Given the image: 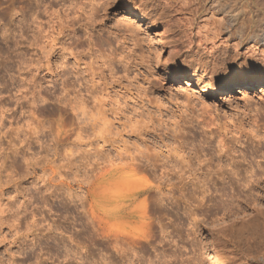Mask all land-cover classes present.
<instances>
[{"label":"rangeland","instance_id":"1","mask_svg":"<svg viewBox=\"0 0 264 264\" xmlns=\"http://www.w3.org/2000/svg\"><path fill=\"white\" fill-rule=\"evenodd\" d=\"M80 1L86 2L29 0L21 16L16 6L0 0V264H120L107 244L110 221L102 225L101 236L88 216L101 213L94 207L111 206L131 155L141 157L134 161L135 172L145 177L144 186L174 190L171 202L150 212L152 245L144 247L149 254L141 264L155 249L176 258L196 251L202 264H245L254 255L248 244L226 243L221 224L209 218L195 232L192 224L212 215L232 195L256 198L264 206V176L248 189L229 185V178L198 173L204 172L201 160L216 162L215 155L224 152L228 157L244 154L254 167L264 160V90H220L224 80L256 84L264 72V55L251 54L264 48V41L251 35L258 23L250 28L247 22L263 17L264 0H236L233 25L228 14L208 10L207 1L203 12L175 13L153 0H111L92 29L76 25L74 32L57 33L49 27L48 20L57 15L64 22ZM213 27L221 30L209 53L199 39L209 38ZM240 33L247 36L241 43ZM221 38L226 41L217 40ZM61 45L72 55L61 58ZM181 156L190 160L189 168L170 161ZM99 157L109 159L108 167L124 168L105 175L96 168ZM194 169L193 204H175L182 190L178 176ZM22 202L27 203L24 211ZM258 214L264 221V208ZM17 217H23L20 224ZM48 225L65 238L68 256L51 240L30 241L36 228ZM258 233L257 242H264L263 226ZM212 234L220 243L215 249L209 244L214 243Z\"/></svg>","mask_w":264,"mask_h":264},{"label":"bare ground","instance_id":"2","mask_svg":"<svg viewBox=\"0 0 264 264\" xmlns=\"http://www.w3.org/2000/svg\"><path fill=\"white\" fill-rule=\"evenodd\" d=\"M8 1L10 6L17 7L16 13L21 12L20 15L21 16L24 15L26 11V5L23 4H28L29 0H8ZM206 1L207 4H209L208 10L220 11L221 13L224 12L228 14V16L230 17V24L233 25L234 22L238 20L236 19L237 15L234 13V12H238L235 9L236 0H232V2L231 1L227 2L228 0H175V1L153 0V2H155L158 5L163 4L166 9H171L176 11L175 13L177 12L182 13L184 12V10H190L194 13L203 12L204 10H206L205 8ZM111 2H112L111 0H86V2L80 1L78 5L75 7V9L73 10L71 9L69 14H65L63 16L64 22L63 20L61 21V19L59 21V19H57L58 17H56L57 15L55 16V20H51V21L48 20L49 21L48 24H50L49 27L56 28L57 33H66L68 31L74 32L76 30V25L78 26V28L92 29L93 26H95L94 24L95 19L105 15L107 6ZM70 16L72 17L70 18ZM257 18L255 19L256 20L255 21L249 17L248 21L247 19L246 21L249 23L250 28L252 27V24L254 22L258 23L256 25L258 29L255 30L257 32L251 35H253V38H256L255 40H257V38L259 39L260 37L261 40L264 41V26H262V24H259V22L261 23V21H264V14L263 17L259 19ZM66 19L69 20L67 21ZM187 20L189 21V23L187 22L188 25L191 26L192 18ZM19 27L21 28L20 25ZM213 28L210 31L211 36L209 38L205 37L203 40L199 39L200 46H203L204 50H208L209 53L213 52L214 41L220 34V30H221V29L220 30L217 29V27L214 29ZM226 34L228 35L229 33ZM238 37L239 38L237 39H240V43H241L242 41H244V37L246 38L247 36L246 35L244 36V33H240ZM191 38L192 37L189 35L188 36L189 44L192 43ZM227 38L231 40V34H229L226 37V39ZM217 40H220L219 42L226 41L225 39L222 38ZM208 41H209V45L206 44ZM256 42L259 41L257 40ZM233 45H235V43H233ZM59 51H60L59 55L61 58H65L67 55H72L70 48L65 47L63 45L60 46ZM251 54H260L263 57L264 48L261 47V49H259L258 51L257 49L256 51L252 49ZM195 84H197V82ZM197 86H200V84ZM257 89H259V91L264 90V72H261L258 75V81L256 82V84L253 82H247V83L242 82L241 80H233V81L224 80L223 82H221V88H220L223 94H228L235 90L242 94H248L253 91H257ZM201 91H205V89L201 87ZM259 142L260 141H257L256 144H258ZM223 146L224 144H221L219 147H223ZM144 148H145L144 151L149 150L147 146H145ZM222 150L223 149H221V151ZM224 153L218 154L217 156L215 155L216 157L215 161L217 160L216 162H214V160L210 158L201 160L203 161V163L199 164V167L202 168L204 172L202 173L198 172V173L205 175L208 174L211 175V177L219 180H224L226 178H229L228 179L229 185H232L233 182H236L238 187L240 185L243 187H247L248 189L257 187L259 181L262 179V176H264V160L262 162L259 161L256 162L254 167V165L252 164H254L255 162L250 163V161H246L248 159H246L244 154L241 156L231 155L230 157H228ZM117 155L118 156L116 157H119L118 159L122 160L123 156L120 154ZM261 156L264 157V154H262ZM126 157L127 156H124V158ZM128 157L127 159L129 160L127 163V167H129V171L120 173L119 179L121 180L119 182L121 183L120 184L121 188L116 190L112 194L113 197L110 200L111 206L109 205L107 209H105L103 206H101L100 208L98 207L92 208L95 211L96 209H98L101 213L98 212L97 214H94V213H89L88 211L89 213L88 218L90 219V224L92 225V228L93 226H95L97 233L101 236H105V232L104 229L102 228V225L103 224L105 225L107 223V220L110 221L111 235L107 237L109 243L107 242L106 243L108 245L110 244V248L115 252V254L118 255L120 264H125L126 262L127 264H132V263L141 264L143 263L142 259L147 258V255L149 254L148 250L144 249V247L150 248V244H151L150 241L148 240L149 230L151 228L150 212L152 211V209L154 210L160 209L162 208V206H166L167 202H171V200L174 197L173 196L174 190L173 188L164 189L159 186H155V187L150 185L144 186L141 183V181H144L145 177L142 176L143 174L138 176L137 173L135 172V169L136 167H138V164H136L134 161H136L137 159H141V157L136 158L134 155ZM223 157H225L224 161H223ZM167 158L169 157L167 156ZM107 161H109V159ZM107 161H105V158L99 157V161L96 163L97 166L96 168H98V171H101L105 175L110 174V172L113 170L115 171L124 168L122 166L108 167L107 166L108 164H105L107 163ZM170 161L171 162L174 161V164H179L181 166L186 165L187 168H189V166L191 165L190 160H187L183 156H181V158L179 159H177L176 157L170 158ZM243 164H245L246 166L242 168ZM211 166H215L216 168L214 170H211L210 169ZM180 170L182 169H179V171ZM188 171H190L188 175L185 176L186 172H183L181 175L178 176V182L180 183L178 189H180L181 187L182 190L180 189V197L177 198L175 201L176 204L178 203L177 201L182 200V202L185 203L184 207H186V205L193 204L195 198L194 195L195 189H193L192 187L195 186L197 181L196 178L197 169H194L193 171L192 170H188ZM113 175L116 176L115 174ZM168 181L169 183L171 182L170 179H168ZM170 184L173 186L176 184V182H172ZM197 188L200 187L198 186ZM153 189H155L156 192ZM185 189L186 192H183V190ZM201 192L203 194L207 192V187H205ZM230 198H231L230 200L225 199L227 203L222 202L220 203V206L218 207L216 206L217 210L214 213H212V215H207V216L205 215L200 221H196V219H194L193 220L194 222L192 224L194 230H192V232H195L196 229L199 228L200 224L206 222L208 220L207 218H209L212 221H215L218 225L221 224L220 230L224 232L221 235V239H225L226 243L233 240V242L244 241L245 244H248L250 253L252 254L254 253V255L251 258L249 257L245 258V264H249V262H253V261L259 264H264V242L262 243L257 242V235L259 234L258 233L259 228L261 226L264 227V221L263 219H260V216L258 214V212H261V209L264 208L263 202L257 204L256 198H252L251 200H248L247 195L243 197L242 200H239L238 199L239 197L237 196L233 198V195L230 196ZM165 200L166 202L164 204ZM209 200H211V197ZM22 205H23L22 210L24 211L26 209L27 203L22 202ZM74 207L77 211L76 215H78L79 211L77 209L78 208L77 205L75 204ZM31 216L33 219L32 223L34 225L35 223L34 216L33 214H31ZM21 220H23V217H19V218L17 217V219L16 218L14 219V221H17L18 224L22 222ZM36 230L38 232H35ZM45 230L46 232H44ZM35 231H33L35 233L32 232V238L30 239V241L34 240L35 242H39L42 238L44 239L45 242L51 240L54 243V245L56 246L61 245L65 249L66 256L69 255L68 253L69 250H66L65 238L61 235L56 236L49 225L47 228L43 229L42 231L37 228L35 229ZM211 238L212 240L210 242H214V243H209L211 244V247L214 249L220 247V243L216 242L218 241V235L212 234ZM174 245L176 247L180 246L179 244L176 243H174ZM26 246L30 247L29 244H26ZM77 252H78L77 250L73 251L74 254H77ZM194 255H197L196 251H194L193 256H186L183 258L181 253L176 258L174 257L175 254H171L169 251H166L164 249H155V251L150 253V258L146 260L145 264H156L153 262H156L157 260L160 259L162 261V264H169L171 262L174 264H187V263L202 264V260ZM244 256H249V255L244 254ZM66 260L67 262L70 261L69 259Z\"/></svg>","mask_w":264,"mask_h":264}]
</instances>
